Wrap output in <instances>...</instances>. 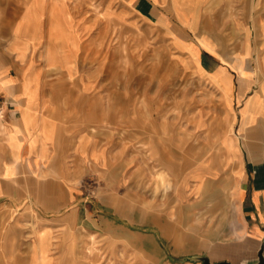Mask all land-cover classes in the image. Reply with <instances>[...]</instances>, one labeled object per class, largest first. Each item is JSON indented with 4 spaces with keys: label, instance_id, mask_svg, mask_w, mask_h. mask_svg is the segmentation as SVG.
I'll return each mask as SVG.
<instances>
[{
    "label": "rangeland",
    "instance_id": "rangeland-1",
    "mask_svg": "<svg viewBox=\"0 0 264 264\" xmlns=\"http://www.w3.org/2000/svg\"><path fill=\"white\" fill-rule=\"evenodd\" d=\"M63 2L28 65L55 139L11 153L0 120V264L254 259L239 123L264 92V0Z\"/></svg>",
    "mask_w": 264,
    "mask_h": 264
},
{
    "label": "crops",
    "instance_id": "crops-1",
    "mask_svg": "<svg viewBox=\"0 0 264 264\" xmlns=\"http://www.w3.org/2000/svg\"><path fill=\"white\" fill-rule=\"evenodd\" d=\"M63 1L0 0V96L16 99L15 104L3 106L5 114L2 121L6 125V137L11 153L17 154L19 150L35 148L37 140L50 139L51 135L54 137L52 132L57 130V125L46 118L44 110L46 107H54L53 103L44 99L43 86L33 83V72L29 71L28 65L34 47L41 43L48 44V41H44V29L51 27L52 16L56 17L59 11L65 10ZM218 71L227 77L221 69ZM225 81L228 84L226 78ZM223 90L228 92L229 87L225 86ZM11 107H16L17 115L13 114ZM51 110L56 112L55 108H52L49 113ZM241 114L240 133L246 141V156L249 162L247 166L251 172L249 178L253 187L251 208L255 218L263 225L264 206L260 205H264V199L261 201L260 197H264V92L255 93ZM206 169L205 173L209 174V179L216 184L213 191L217 196L214 198L215 208H220L223 199H229L227 186L216 178L217 171L211 172L209 167ZM206 174L203 177L206 178ZM197 221H200L199 217ZM170 231L169 227L163 234L166 235ZM216 254L217 252L214 256Z\"/></svg>",
    "mask_w": 264,
    "mask_h": 264
},
{
    "label": "water",
    "instance_id": "water-1",
    "mask_svg": "<svg viewBox=\"0 0 264 264\" xmlns=\"http://www.w3.org/2000/svg\"><path fill=\"white\" fill-rule=\"evenodd\" d=\"M190 259L201 261L202 264H234V263L226 261V260L211 263L209 258L206 255L193 256V257H190ZM239 264H241V263H239ZM245 264H264V242L261 243V245H260V247L256 253V257L252 260L247 259L245 261Z\"/></svg>",
    "mask_w": 264,
    "mask_h": 264
},
{
    "label": "built area",
    "instance_id": "built-area-1",
    "mask_svg": "<svg viewBox=\"0 0 264 264\" xmlns=\"http://www.w3.org/2000/svg\"><path fill=\"white\" fill-rule=\"evenodd\" d=\"M3 114H4L3 102L0 100V120L3 118Z\"/></svg>",
    "mask_w": 264,
    "mask_h": 264
},
{
    "label": "bare ground",
    "instance_id": "bare-ground-1",
    "mask_svg": "<svg viewBox=\"0 0 264 264\" xmlns=\"http://www.w3.org/2000/svg\"><path fill=\"white\" fill-rule=\"evenodd\" d=\"M60 61V60H59ZM214 78V77H213ZM227 79V78H226ZM230 141V140H229ZM201 168V167H200ZM203 169V168H202ZM204 169H206V167L204 168ZM207 170V169H206ZM202 172V171H201ZM204 174V173H203ZM211 174V173H210ZM211 175H213V174H211ZM44 246V245H43Z\"/></svg>",
    "mask_w": 264,
    "mask_h": 264
}]
</instances>
